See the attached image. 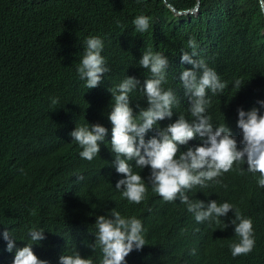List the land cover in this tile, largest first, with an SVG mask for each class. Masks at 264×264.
<instances>
[{"label": "clouds", "instance_id": "9594fccd", "mask_svg": "<svg viewBox=\"0 0 264 264\" xmlns=\"http://www.w3.org/2000/svg\"><path fill=\"white\" fill-rule=\"evenodd\" d=\"M19 1L34 9L43 2ZM161 3L174 17L191 19L201 13L202 0L186 9H177L168 0ZM259 7L264 12V0ZM18 14L24 16L21 10ZM133 23L143 33L150 19L141 14ZM238 24L258 25L247 4L240 5ZM86 36L77 72L86 81L88 93L106 94V110L101 118L88 113L74 120L68 135L81 162L93 164L106 158L112 168L113 178L105 172L87 178L83 190L98 199L88 206L81 203L76 210L84 230L79 234L82 244L77 242L74 249L92 253L84 241L92 239L95 256L66 250L50 259L42 229L31 228L15 241L6 230L8 249L0 250V264H93L95 257L99 264H141L152 243L161 244L164 254L174 260L177 252L210 260L216 247L197 232L206 227L205 222L219 224L221 217L230 231L233 257L252 255L256 232L264 233L260 196L249 195L237 205L192 199L244 167L260 173L255 182L264 190V95L249 99L245 90L249 79L235 46L193 37L171 58L152 45H143L138 55L140 71L119 85L115 81L106 85L102 77L110 69L101 55L104 38L96 32ZM217 106L223 107L222 116H213ZM198 142L202 144L191 147ZM72 179L77 183L83 176L74 174ZM151 197L164 205L179 199L187 206L186 216L169 226L168 217ZM154 227L157 233L150 234Z\"/></svg>", "mask_w": 264, "mask_h": 264}, {"label": "trees", "instance_id": "16d2710c", "mask_svg": "<svg viewBox=\"0 0 264 264\" xmlns=\"http://www.w3.org/2000/svg\"><path fill=\"white\" fill-rule=\"evenodd\" d=\"M168 2L186 9L196 0ZM243 3L256 16L255 28L236 25ZM259 5L260 0H202L199 17L189 19L172 16L161 0H43L36 9L19 0H0V250L8 249L3 236L6 230L15 241L22 240L29 229L39 228L50 259L66 250L94 255L92 239L84 241L93 254L74 249L77 242L82 244L79 234L84 230L76 210L81 203L88 206L98 199L83 190L88 177L105 172L113 178V174L106 158L93 164L81 162L68 135L76 118L88 113L101 118L106 110V94L88 93L86 81L77 72L86 35L96 32L104 38L101 55L110 69L102 77L106 85L114 81L119 85L140 71L138 55L143 45H152L172 58L193 37L233 44L249 79V85L245 84L248 97L257 99L264 95L260 86L264 85V16ZM141 14L150 19L143 33L133 23ZM54 99L58 103L53 104ZM211 112L213 116L224 114L221 106ZM74 174L83 179L75 183ZM256 179L260 173L244 167L200 191L193 202L237 205L249 195L264 200ZM116 199L127 205L120 197ZM151 200L162 208L169 226L176 224L177 217L186 216L187 206L179 199L165 205ZM205 224L197 236L214 243L212 259L199 260L176 251L174 260L164 254L161 244L152 243L141 264H264V233L256 232L255 252L238 259L232 255L224 219ZM149 233L156 234L157 229L150 228ZM93 264H99L96 257Z\"/></svg>", "mask_w": 264, "mask_h": 264}, {"label": "bare ground", "instance_id": "6f19581e", "mask_svg": "<svg viewBox=\"0 0 264 264\" xmlns=\"http://www.w3.org/2000/svg\"><path fill=\"white\" fill-rule=\"evenodd\" d=\"M162 47V46H161ZM131 95V94H130ZM95 113V112H94ZM76 117V116H75ZM77 119V118H76ZM105 165H107V164H105ZM104 167V166H103ZM108 167V166H107ZM212 192V191H211ZM211 196V195H210ZM208 198V197H207Z\"/></svg>", "mask_w": 264, "mask_h": 264}, {"label": "water", "instance_id": "95a60500", "mask_svg": "<svg viewBox=\"0 0 264 264\" xmlns=\"http://www.w3.org/2000/svg\"><path fill=\"white\" fill-rule=\"evenodd\" d=\"M264 13V12H263ZM194 14H197V12L196 13H194Z\"/></svg>", "mask_w": 264, "mask_h": 264}]
</instances>
